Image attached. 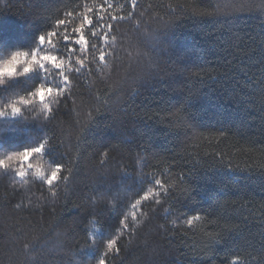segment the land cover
I'll use <instances>...</instances> for the list:
<instances>
[{"label": "snow or ice", "instance_id": "1", "mask_svg": "<svg viewBox=\"0 0 264 264\" xmlns=\"http://www.w3.org/2000/svg\"><path fill=\"white\" fill-rule=\"evenodd\" d=\"M26 14L43 28L0 59V84L40 80L0 120L44 111L41 135L0 144L8 264H159L178 230L209 259L219 246L225 264H264V0H32Z\"/></svg>", "mask_w": 264, "mask_h": 264}, {"label": "trees", "instance_id": "2", "mask_svg": "<svg viewBox=\"0 0 264 264\" xmlns=\"http://www.w3.org/2000/svg\"><path fill=\"white\" fill-rule=\"evenodd\" d=\"M32 0H0V59L3 56L17 50L29 51L35 46L36 37L42 30L43 26L39 21H33V18L28 16L26 13L29 11ZM251 23L255 24L256 21L253 20ZM195 40H199L196 37ZM193 41L185 40L181 46H189L194 43ZM204 42L201 41V44ZM40 77L37 74H30L27 77H18L8 80L5 84L0 85V102H7L8 99L14 95L18 98L19 96H26L27 91L38 83ZM32 108V105L28 106ZM226 107H230L226 105ZM43 105L39 100L35 103V108L30 116H40L42 118ZM61 118L68 120L71 119L69 116H62ZM11 120L12 122L6 123L5 120H0V144L5 145H23L31 142L34 136H39L42 134L41 129L35 122H21L19 120L5 118ZM129 127H131V121L129 122ZM111 136L110 132H105L101 138H108ZM91 139V137H89ZM126 158L120 160L118 158V163L128 164L134 159V153L131 157L125 154ZM43 159H48V157H43ZM33 165H40L41 171H46V165H44L43 160L33 159L31 161ZM37 184L39 182H36ZM18 191L25 193L26 189L17 186ZM32 192L38 196L40 193L37 188L33 186L31 192L27 195H31ZM0 195H3V189H0ZM70 198L72 200H77L80 195L79 192L70 193ZM199 200V198H198ZM264 200V194L255 193L254 201L259 204ZM19 202V197H16V201ZM27 203V199H25ZM211 201H200L199 203L192 205L196 209H206ZM185 210V209H182ZM51 209H48L44 214L45 226L51 220ZM57 213H60V208H56ZM77 209L71 206V203L64 209L62 215L71 219L73 214L77 213ZM82 214V213H81ZM34 220H39L40 217L37 215L32 217ZM5 217H0V235L3 234L5 230ZM9 223L11 221H8ZM198 227H202L198 225ZM178 230L177 235L173 238L171 244H166L165 241L158 240L162 248L161 257L159 259V264H225V260L228 253L225 249L217 247L216 254L211 256L204 255L200 251V246L196 243L197 237L192 236L189 233L187 236L180 235ZM11 253L4 252V241H0V264H8L7 256ZM142 252H136L129 256L126 264H137V260L142 258Z\"/></svg>", "mask_w": 264, "mask_h": 264}, {"label": "clouds", "instance_id": "3", "mask_svg": "<svg viewBox=\"0 0 264 264\" xmlns=\"http://www.w3.org/2000/svg\"><path fill=\"white\" fill-rule=\"evenodd\" d=\"M0 85H3V84H0ZM17 99V97H16V95H14V96H12V97H10L8 100L9 101H14V100H16ZM0 106H2V105H0ZM34 108L35 107H32V108H22V110H21V112H20V114L19 115H16V116H9V117H7V118H9V119H14V120H19V121H21V122H32V120H31V118L33 117V116H30L29 115V113H32L33 111H34Z\"/></svg>", "mask_w": 264, "mask_h": 264}]
</instances>
